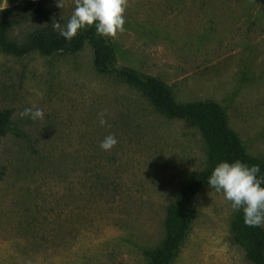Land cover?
<instances>
[{
    "label": "rangeland",
    "instance_id": "obj_1",
    "mask_svg": "<svg viewBox=\"0 0 264 264\" xmlns=\"http://www.w3.org/2000/svg\"><path fill=\"white\" fill-rule=\"evenodd\" d=\"M57 2L45 6L64 27L74 2ZM125 19L108 38L115 67L160 78L179 102H219L247 151L264 156V0H128ZM46 24L16 19L8 38L25 42ZM27 107L44 118H21ZM0 109L12 112L0 129V264H151L168 207L207 167L199 129L99 72L90 43L53 55L0 47ZM109 134L118 143L105 151ZM238 212L222 192L201 191L171 264H253L233 238Z\"/></svg>",
    "mask_w": 264,
    "mask_h": 264
},
{
    "label": "trees",
    "instance_id": "obj_2",
    "mask_svg": "<svg viewBox=\"0 0 264 264\" xmlns=\"http://www.w3.org/2000/svg\"><path fill=\"white\" fill-rule=\"evenodd\" d=\"M35 15L47 24L32 31L25 42L8 38L7 29L16 19ZM53 12L45 0H20L0 9V47L4 52L23 56L34 51L43 55L75 53L90 43L94 50V65L105 74H115L142 90L155 107L169 118L185 120L201 132L207 149V167L192 175L190 185L180 201L168 207L165 218L166 236L161 246L145 251L151 264H171L177 256L196 218L199 194L208 188V178L221 161L240 160L247 165L259 164L258 178H264V156L250 154L241 137L230 126L225 108L217 101L206 99L182 103L177 101L166 82L155 76H143L132 68L114 66L116 50L108 38L96 34L95 26L81 29L71 41L54 30ZM10 109H0V129L11 120ZM264 187V184L261 185ZM233 238L246 251L253 264H264V226L249 227L240 209L233 222Z\"/></svg>",
    "mask_w": 264,
    "mask_h": 264
},
{
    "label": "clouds",
    "instance_id": "obj_3",
    "mask_svg": "<svg viewBox=\"0 0 264 264\" xmlns=\"http://www.w3.org/2000/svg\"><path fill=\"white\" fill-rule=\"evenodd\" d=\"M74 8L66 25L53 22L54 30L71 41L81 29L95 26L96 34L116 39L125 31V12L128 0H73ZM57 7L64 8V0H58ZM63 18V17H62ZM42 95V93H37ZM20 117L32 120L43 119L44 111L38 107H27ZM105 113H98L99 123L107 124ZM118 140L114 134L107 135L100 143L102 150L110 151ZM260 165H247L240 160L221 161L211 172L207 184L231 203L233 210H243L244 223L249 227L264 226V178H258Z\"/></svg>",
    "mask_w": 264,
    "mask_h": 264
},
{
    "label": "crops",
    "instance_id": "obj_4",
    "mask_svg": "<svg viewBox=\"0 0 264 264\" xmlns=\"http://www.w3.org/2000/svg\"><path fill=\"white\" fill-rule=\"evenodd\" d=\"M20 0H0V9L10 7L16 3H18Z\"/></svg>",
    "mask_w": 264,
    "mask_h": 264
}]
</instances>
